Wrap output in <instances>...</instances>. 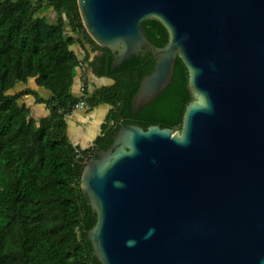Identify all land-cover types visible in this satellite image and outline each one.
Here are the masks:
<instances>
[{
    "label": "water",
    "instance_id": "water-1",
    "mask_svg": "<svg viewBox=\"0 0 264 264\" xmlns=\"http://www.w3.org/2000/svg\"><path fill=\"white\" fill-rule=\"evenodd\" d=\"M116 53H149L139 111L172 82L178 58L194 102L181 130L125 125L86 166L82 188L102 264H264V0H78ZM157 19L156 47L142 23Z\"/></svg>",
    "mask_w": 264,
    "mask_h": 264
},
{
    "label": "trees",
    "instance_id": "trees-1",
    "mask_svg": "<svg viewBox=\"0 0 264 264\" xmlns=\"http://www.w3.org/2000/svg\"><path fill=\"white\" fill-rule=\"evenodd\" d=\"M47 9L59 18L51 20ZM142 25L156 47L169 43L159 20ZM146 55L113 69L116 53L89 35L78 0H0V264H102L88 236L97 213L82 188L86 165L77 156L93 150L96 159L129 124L179 131L194 102L189 71L178 58L172 82L135 112L142 79L154 71ZM84 77L85 92H74ZM31 79L36 88H28ZM95 79L110 83L93 86ZM83 100L88 112L108 107L89 148L74 144L68 131V117ZM32 104L49 114L35 118Z\"/></svg>",
    "mask_w": 264,
    "mask_h": 264
},
{
    "label": "rangeland",
    "instance_id": "rangeland-1",
    "mask_svg": "<svg viewBox=\"0 0 264 264\" xmlns=\"http://www.w3.org/2000/svg\"><path fill=\"white\" fill-rule=\"evenodd\" d=\"M45 15H47L51 20H57L59 18L58 13L54 10V9H47L43 12ZM68 33H70L69 29H68ZM77 50H80L78 46H76ZM95 55H99V54H94ZM29 83L31 84L30 86H28V88H36L35 85V80L31 79L29 81ZM106 83H110L109 80H105V79H95V81H93V83L91 82V84L93 86H100ZM78 86L81 85V82L77 83ZM23 86V85H22ZM40 94L43 95L44 97H49L51 95V93L46 90V89H42L40 91ZM34 109V107H33ZM108 111V107L106 105L100 106L99 108H96L95 110L89 112L88 111H82L78 114H76L75 116H71L68 117V121L70 123V121L76 117L82 116L81 119L79 120H75V123L81 127H83V133H77L76 135L78 136V138L76 139L78 141L79 144H85L86 140H91L94 138V136L96 134H100V130H101V126H102V122L105 119L106 113ZM86 118V120H85ZM90 142V141H89Z\"/></svg>",
    "mask_w": 264,
    "mask_h": 264
},
{
    "label": "crops",
    "instance_id": "crops-1",
    "mask_svg": "<svg viewBox=\"0 0 264 264\" xmlns=\"http://www.w3.org/2000/svg\"><path fill=\"white\" fill-rule=\"evenodd\" d=\"M42 89H38V92L40 93V91H41ZM74 92H79V86L77 85V84H75V86H74ZM48 97V96H47ZM32 106L34 107V109H33V113H34V117L35 118H37V119H41V118H43V117H46L49 113H48V111H46V108H45V106L44 105H40V104H32ZM83 111H86V110H83ZM80 112H82V111H80ZM80 112H77V113H75L74 114V116L76 115V114H78V113H80ZM108 112V111H107ZM88 114H89V112H88ZM106 115H107V113H106ZM73 116V115H72ZM106 117V116H105ZM82 118V116H79V117H76V118H74V119H72L71 121H70V123H69V121H68V131H69V137H70V139H71V141L74 143V144H76V145H80V146H82V147H90L92 144H93V141L95 140V138L98 136V134H96L95 136H94V138L93 139H91V140H86V142H85V144H79L78 143V141L76 140L77 138H78V136L76 135L77 133H82V134H84L83 133V127H81V126H79V125H77L76 123H75V120H79V119H81ZM85 120H86V118H85ZM105 120V119H104ZM104 122V121H103ZM102 122V123H103ZM101 131V130H100ZM90 141V142H89Z\"/></svg>",
    "mask_w": 264,
    "mask_h": 264
},
{
    "label": "built area",
    "instance_id": "built-area-1",
    "mask_svg": "<svg viewBox=\"0 0 264 264\" xmlns=\"http://www.w3.org/2000/svg\"><path fill=\"white\" fill-rule=\"evenodd\" d=\"M85 81H86V78L84 77L82 79V83L81 85L79 86V92H85V89H86V84H85ZM87 107V103L85 100L79 102V104H77L74 109H73V114L74 115L75 113L77 112H80V111H83L85 110V108ZM71 115V116H72ZM69 116V117H71ZM92 156H93V150H91L90 152L88 153H84V152H81L79 153V155L77 156L76 160L77 161H80L83 165H88V163L92 160Z\"/></svg>",
    "mask_w": 264,
    "mask_h": 264
},
{
    "label": "flooded vegetation",
    "instance_id": "flooded-vegetation-1",
    "mask_svg": "<svg viewBox=\"0 0 264 264\" xmlns=\"http://www.w3.org/2000/svg\"><path fill=\"white\" fill-rule=\"evenodd\" d=\"M143 54V56L145 57V56H147L146 54L147 53H142ZM150 60L152 61V56H151V58H150ZM147 64H146V62L143 64V66H146ZM154 66H155V62H154Z\"/></svg>",
    "mask_w": 264,
    "mask_h": 264
}]
</instances>
